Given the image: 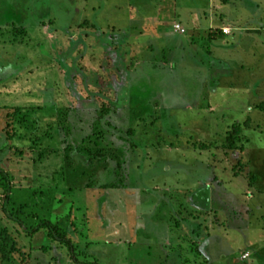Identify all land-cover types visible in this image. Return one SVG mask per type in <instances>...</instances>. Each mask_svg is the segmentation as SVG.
<instances>
[{
	"label": "rangeland",
	"instance_id": "obj_1",
	"mask_svg": "<svg viewBox=\"0 0 264 264\" xmlns=\"http://www.w3.org/2000/svg\"><path fill=\"white\" fill-rule=\"evenodd\" d=\"M0 246L264 264V0H0Z\"/></svg>",
	"mask_w": 264,
	"mask_h": 264
},
{
	"label": "trees",
	"instance_id": "obj_2",
	"mask_svg": "<svg viewBox=\"0 0 264 264\" xmlns=\"http://www.w3.org/2000/svg\"><path fill=\"white\" fill-rule=\"evenodd\" d=\"M214 39H215L214 37L210 36V40H214ZM88 165L90 167H92L94 165V160L92 158L89 160ZM106 189H117V187L116 186H109ZM44 229L48 231V237L51 240L59 242L62 245L67 247V249L69 250V252L71 254V257H73V260H74L75 259L74 258V253H75L74 246H73L71 240L67 237L66 232L62 231L61 228H59L58 226L51 224L49 221L43 220V221H41V223L38 226H36V228H34V230L31 232V234H36L39 231L44 230ZM0 253L2 254V259L6 261L7 260L6 248L4 246H0ZM75 261H76V263H78L77 260H75ZM89 264H98V263L94 262V263H89Z\"/></svg>",
	"mask_w": 264,
	"mask_h": 264
},
{
	"label": "crops",
	"instance_id": "obj_3",
	"mask_svg": "<svg viewBox=\"0 0 264 264\" xmlns=\"http://www.w3.org/2000/svg\"><path fill=\"white\" fill-rule=\"evenodd\" d=\"M212 21V23H213V25H218V27H221L220 29H223V30H226L227 32L226 33H229L228 31L230 30V29H228V27H227V25L225 24L224 25V22H221V21H216V20H211ZM226 21V20H225ZM217 38H219L218 40H219V44H218V49L220 50V51H222V52H231L232 50H230L229 48H227L226 46H227V44H230V43H233V39H234V41H235V38H232V35H226V36H221V37H217ZM235 43V42H234ZM248 49V51L250 50V48H247ZM236 53H235V55H238V57L235 59V60H237V67L238 68H241V69H244L243 67H244V62H243V58L241 57V55L243 54V52H244V50H243V48H241V50H242V53L240 52V50L238 51V48L235 50V49H233ZM241 53V54H240ZM224 56L223 54H220V57H218V56H216V59H217V61H215L216 63L215 64H218V65H220L221 67L222 66H224L227 62H226V59H225V57H222V56ZM232 62V61H231ZM215 64H213V66H215ZM248 66V65H247ZM248 69H249V67H248ZM260 172H256L255 174V177H256V181L254 182L255 184L254 185H256V187L257 188H254V190H256V192H257V189L259 190V192H257L258 194H263V191H262V189L260 188V187H258V181L260 182V174H259ZM261 183V182H260ZM253 186V185H252Z\"/></svg>",
	"mask_w": 264,
	"mask_h": 264
},
{
	"label": "built area",
	"instance_id": "obj_4",
	"mask_svg": "<svg viewBox=\"0 0 264 264\" xmlns=\"http://www.w3.org/2000/svg\"><path fill=\"white\" fill-rule=\"evenodd\" d=\"M175 29L178 31V30H180V27L179 26H176ZM224 32H226V31L224 30Z\"/></svg>",
	"mask_w": 264,
	"mask_h": 264
}]
</instances>
